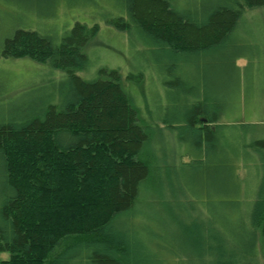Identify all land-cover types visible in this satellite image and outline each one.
I'll list each match as a JSON object with an SVG mask.
<instances>
[{
  "label": "trees",
  "instance_id": "obj_1",
  "mask_svg": "<svg viewBox=\"0 0 264 264\" xmlns=\"http://www.w3.org/2000/svg\"><path fill=\"white\" fill-rule=\"evenodd\" d=\"M22 1L41 12L47 4L53 17L59 0ZM67 1L107 6L104 21L146 45L152 66L143 71L159 85L146 121L119 70L78 75L98 21L6 34L3 56L68 76L52 95L0 117V264H264V125L231 118L264 61L249 20L264 0ZM153 123L193 147L174 172L198 211L190 223L161 195L148 199L159 176L146 151Z\"/></svg>",
  "mask_w": 264,
  "mask_h": 264
},
{
  "label": "rangeland",
  "instance_id": "obj_2",
  "mask_svg": "<svg viewBox=\"0 0 264 264\" xmlns=\"http://www.w3.org/2000/svg\"><path fill=\"white\" fill-rule=\"evenodd\" d=\"M28 7L31 8L28 9ZM105 7L107 6L103 5L98 9L97 1L96 3H70L67 0H59L56 4L55 16L46 17L44 14L53 10L47 4L42 6L41 12L39 7L29 5L27 2L23 3L22 0L21 2L0 0L1 10L11 14L8 17L0 11V117L5 116V113L11 114L13 111L18 112L25 107H32L38 101H42L43 97L52 95L54 88L58 87L60 82L68 76L67 71L54 69L49 64L39 63L29 57L3 56L1 43L8 32H13L15 28L23 26L46 32L55 25L58 28L57 33L62 34L63 31L71 29L76 21L86 22L89 25L98 21L101 25L100 32L92 37L84 47L90 61L89 66L85 69L75 70L86 80L97 78L103 68L119 70L124 86L134 95V103L140 107L141 119L147 121L149 115L147 105L150 101L148 93L151 92L150 88L153 89L156 84L159 85V80L152 79L151 81V75L146 74V72H150L149 67L152 66L149 65L150 59L141 54L146 45L139 40L138 35H130L108 25L103 16ZM97 15L100 17L99 20H97ZM249 20H252L251 26L254 30L262 35L264 46V11H256ZM238 63L244 65L245 61L239 60ZM255 71L257 73L252 95L245 103L241 104L240 109L234 111L231 118L263 126L264 61L260 66H256ZM141 72L146 74L145 78H142L141 82L135 81L134 79H140L139 73ZM131 75L132 77L129 78ZM151 127H153L151 129L152 138L146 146V151L151 156L152 167L154 171L157 170L159 176L150 183L148 199L151 200V198L161 195L162 201H165L167 206L171 204L175 208L172 210L180 222L190 223L198 215V211L192 209L189 202L182 198V194L178 191L179 180L174 172L180 166V155L183 160H190V151L193 150V147L181 140L179 130L171 132L165 130L164 126L158 123H153ZM157 183H160L161 192L153 190V186H156ZM187 205H189V209H185ZM262 261L264 263L263 256Z\"/></svg>",
  "mask_w": 264,
  "mask_h": 264
}]
</instances>
